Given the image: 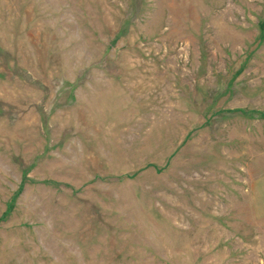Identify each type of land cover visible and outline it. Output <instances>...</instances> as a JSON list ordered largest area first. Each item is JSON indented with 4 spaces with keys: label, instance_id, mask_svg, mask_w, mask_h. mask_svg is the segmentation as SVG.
Returning <instances> with one entry per match:
<instances>
[{
    "label": "rangeland",
    "instance_id": "obj_1",
    "mask_svg": "<svg viewBox=\"0 0 264 264\" xmlns=\"http://www.w3.org/2000/svg\"><path fill=\"white\" fill-rule=\"evenodd\" d=\"M0 264H264V0H0Z\"/></svg>",
    "mask_w": 264,
    "mask_h": 264
},
{
    "label": "trees",
    "instance_id": "obj_2",
    "mask_svg": "<svg viewBox=\"0 0 264 264\" xmlns=\"http://www.w3.org/2000/svg\"><path fill=\"white\" fill-rule=\"evenodd\" d=\"M238 111H240L241 113H245V112H247L246 110H243V109H240V110H238ZM20 189H21V187H20Z\"/></svg>",
    "mask_w": 264,
    "mask_h": 264
}]
</instances>
